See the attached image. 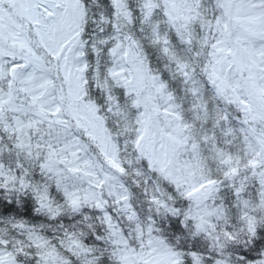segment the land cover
<instances>
[{
  "label": "snow or ice",
  "instance_id": "6c2138e0",
  "mask_svg": "<svg viewBox=\"0 0 264 264\" xmlns=\"http://www.w3.org/2000/svg\"><path fill=\"white\" fill-rule=\"evenodd\" d=\"M0 264H264V0H0Z\"/></svg>",
  "mask_w": 264,
  "mask_h": 264
}]
</instances>
